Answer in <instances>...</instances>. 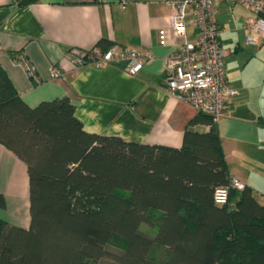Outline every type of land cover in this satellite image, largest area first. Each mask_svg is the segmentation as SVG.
<instances>
[{
    "label": "trees",
    "instance_id": "1",
    "mask_svg": "<svg viewBox=\"0 0 264 264\" xmlns=\"http://www.w3.org/2000/svg\"><path fill=\"white\" fill-rule=\"evenodd\" d=\"M198 123L180 146L89 131L69 96L32 106L0 63V141L28 165L31 217L0 216V264H264V203L231 185L218 123Z\"/></svg>",
    "mask_w": 264,
    "mask_h": 264
},
{
    "label": "crops",
    "instance_id": "2",
    "mask_svg": "<svg viewBox=\"0 0 264 264\" xmlns=\"http://www.w3.org/2000/svg\"><path fill=\"white\" fill-rule=\"evenodd\" d=\"M236 5H217L222 42L231 50L228 78L240 89L227 103L218 129L232 175L251 185L264 203V42H224L225 31L238 20ZM170 14L167 0H0V63L32 106L69 96L89 131L180 146L188 126L201 131L210 126L190 125L198 111L166 87L167 58L182 40L170 31ZM188 38L195 39L192 27ZM102 39L150 50L153 57L136 74L123 63L73 67L72 48L88 49ZM13 50L36 65L41 82L30 78ZM56 66L66 69L64 76L54 75ZM0 193L6 201L0 216L29 227L28 165L1 141Z\"/></svg>",
    "mask_w": 264,
    "mask_h": 264
},
{
    "label": "built area",
    "instance_id": "3",
    "mask_svg": "<svg viewBox=\"0 0 264 264\" xmlns=\"http://www.w3.org/2000/svg\"><path fill=\"white\" fill-rule=\"evenodd\" d=\"M223 1L245 5L256 13V17L248 18L245 26L249 31L247 41L258 44L264 37V0H167L171 7L170 31L182 40L167 58L166 87L197 111L210 114L217 123L227 103L240 93L230 83L227 73L226 58L231 50L222 42L223 28L217 18V5ZM190 27L195 33L193 40L188 38ZM68 57L73 67L123 63L127 72L136 74L153 57V52L112 42L105 49L99 45L72 48ZM17 59L30 77L40 78L36 65L28 57L19 54ZM65 72V68H54L57 77L64 76ZM231 185L243 188L245 184L233 176ZM214 198L221 204L227 202L229 186L216 187Z\"/></svg>",
    "mask_w": 264,
    "mask_h": 264
},
{
    "label": "rangeland",
    "instance_id": "4",
    "mask_svg": "<svg viewBox=\"0 0 264 264\" xmlns=\"http://www.w3.org/2000/svg\"><path fill=\"white\" fill-rule=\"evenodd\" d=\"M235 12L237 14L238 20H235L231 23V29L227 28V32L225 31L224 35V42H247V34H248V29L245 26L248 17H256V13L251 11L247 6L245 5H236ZM255 15V16H254ZM250 16V17H251ZM240 17V18H239ZM259 42H264V37L260 39ZM147 227L146 224H143V228L145 229ZM156 229L152 230V233H154Z\"/></svg>",
    "mask_w": 264,
    "mask_h": 264
}]
</instances>
